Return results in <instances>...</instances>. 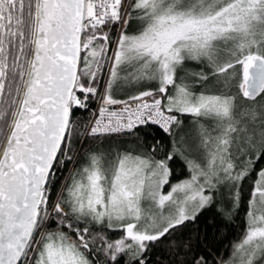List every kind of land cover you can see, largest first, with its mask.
Wrapping results in <instances>:
<instances>
[{"label": "snow or ice", "instance_id": "1", "mask_svg": "<svg viewBox=\"0 0 264 264\" xmlns=\"http://www.w3.org/2000/svg\"><path fill=\"white\" fill-rule=\"evenodd\" d=\"M0 264H264V0H0Z\"/></svg>", "mask_w": 264, "mask_h": 264}, {"label": "trees", "instance_id": "2", "mask_svg": "<svg viewBox=\"0 0 264 264\" xmlns=\"http://www.w3.org/2000/svg\"><path fill=\"white\" fill-rule=\"evenodd\" d=\"M243 213L234 221H226L217 214L216 210H210L201 217L197 225L189 229L191 233L194 229H199L202 238H206V244L210 247L217 248L224 252L228 245L236 239L242 223Z\"/></svg>", "mask_w": 264, "mask_h": 264}]
</instances>
